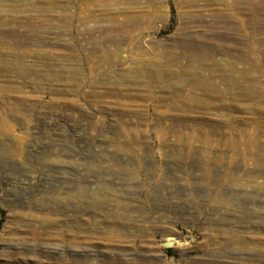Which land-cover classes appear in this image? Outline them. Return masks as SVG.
<instances>
[{
    "label": "rangeland",
    "instance_id": "rangeland-1",
    "mask_svg": "<svg viewBox=\"0 0 264 264\" xmlns=\"http://www.w3.org/2000/svg\"><path fill=\"white\" fill-rule=\"evenodd\" d=\"M126 256L264 264V0H0V264Z\"/></svg>",
    "mask_w": 264,
    "mask_h": 264
},
{
    "label": "bare ground",
    "instance_id": "bare-ground-1",
    "mask_svg": "<svg viewBox=\"0 0 264 264\" xmlns=\"http://www.w3.org/2000/svg\"><path fill=\"white\" fill-rule=\"evenodd\" d=\"M88 196V195H87ZM67 199V198H66ZM87 199V198H86ZM67 201V200H66ZM89 202H87V207L84 208L83 211L90 209L91 206L93 205H105L106 204V201H100L98 199H96L95 197H91L90 200H88ZM81 202V201H80ZM85 205V204H84ZM55 208V207H54ZM57 208V207H56ZM51 209V208H50ZM53 209V207H52ZM59 209V208H58ZM62 209V207H61ZM67 210V209H66ZM65 210V211H66ZM59 211V210H58ZM82 211V212H83ZM96 213L98 215H101V218L105 220V216H106V212H105V209L104 210H101L99 212V210L95 209ZM50 212V211H49ZM82 212L80 210H77V209H71L69 211V213H62V216H63V220H59L58 218H52L51 217V214L50 215H47V214H44V215H25L26 218L25 219V223L26 225H30L32 228L30 230H25V232L27 231V236L29 235V239H33L34 240V237L37 236L39 234V231L41 228V225L44 224V222H48L49 224H53V223H63L64 225H66L67 227L65 229H62L60 231H56V237L57 238H63L64 236H68L69 238H72V239H75L78 237V235L80 236V234L76 231L75 232H71L70 229H76L78 227H80L83 223H85L86 220H83L82 218ZM48 213V212H47ZM59 213V212H57ZM23 214V213H22ZM23 215V216H24ZM22 217V216H21ZM19 218V217H18ZM19 220V219H18ZM23 220V219H22ZM21 221V219H20ZM24 221V220H23ZM21 221V222H23ZM18 222V221H17ZM19 222V223H21ZM36 224H38V226H36ZM25 225V224H24ZM47 225V223H46ZM62 225V224H61ZM111 225V224H110ZM55 226V225H53ZM113 226H117V224H113ZM110 227V226H109ZM30 228V227H29ZM68 228V229H67ZM47 229V228H46ZM43 231V230H42ZM111 233V234H110ZM110 233L108 234V237L111 241L113 242H116L118 244H123V242H125V238H121L120 236H115V233H113L112 231H110ZM23 236V235H22ZM33 238H32V237ZM87 237V236H86ZM23 238V237H22ZM36 238V237H35ZM74 241V240H73ZM171 242L168 241V244L170 245ZM168 244H166L168 246ZM138 243L137 241L135 240V246H137ZM153 245V244H151ZM163 245V244H162ZM136 248V247H135ZM170 248V247H169ZM137 249V248H136ZM126 263L125 264H138L140 262H135L131 259V257L128 259L127 256H126Z\"/></svg>",
    "mask_w": 264,
    "mask_h": 264
}]
</instances>
